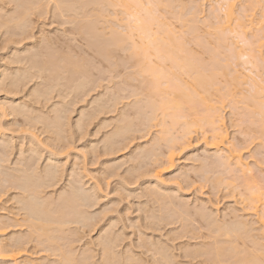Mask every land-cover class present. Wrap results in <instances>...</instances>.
I'll list each match as a JSON object with an SVG mask.
<instances>
[{"label":"rangeland","instance_id":"obj_1","mask_svg":"<svg viewBox=\"0 0 264 264\" xmlns=\"http://www.w3.org/2000/svg\"><path fill=\"white\" fill-rule=\"evenodd\" d=\"M117 1L120 2L0 0V195L9 185L6 181L11 175L22 176L26 172L33 178L37 174L42 177L45 169L52 167L57 176L52 175L58 182L54 180L55 186H49L46 179L45 188L38 190L41 201L51 198L52 202L54 198L51 203L54 208L50 207V211L58 212L61 207L67 214L68 203L64 207L60 198L72 191L71 187L86 197L83 196L85 203L78 200L80 203L76 201V206L72 205L74 202L69 204V212L77 205L78 211L69 213L71 216L67 214L66 218L81 219L88 227L81 226L82 223L67 224L55 234L59 239L51 245V251H41L43 247L40 246L39 254H27V259L34 260L32 264H54L60 258L52 254H60L59 246L67 256L72 254L76 259L83 254L88 256L90 264H240L242 261L250 264V259L255 257L263 260L264 235L260 232V224L254 215L243 211L245 186L240 189V181L231 182V186L228 184L233 180V172L218 163L217 151L210 149L200 132L194 134L191 149L177 151L174 168L165 166L169 150L165 137L179 138L184 127L180 124L171 127L170 119H162L161 111H157L154 119L156 113L152 105L161 102L163 96L153 89L149 72L139 73V58L132 54V44L138 41L137 36L131 39L133 41L126 38L124 26L129 23L123 22L128 20ZM173 1L168 9L171 12L159 9L164 16L169 13L165 16L167 20L163 15L160 17V13L157 16L166 21L165 25L170 21L173 26L170 24L169 27L174 29H169L175 30L177 36L182 30L186 31V35L183 33L187 37L184 45L188 44V52L181 53V57L192 52V57L198 59L196 62L202 68L207 62L212 66L214 60L210 57L216 55L217 62L213 66L218 68V75L214 80L223 97L220 110L225 117L228 140L233 149L243 148L242 157L255 167L254 174L258 175L255 177L261 181L255 185L263 186L264 130L260 120L263 122L264 116L253 113L254 106L248 102L255 95V89L250 92L253 88L248 82L251 81L244 78L246 81L238 83L234 77L243 74L247 78L254 75L256 78L261 72L264 74V47L259 53L263 54V58L260 57L263 71L259 65L252 74L251 67L242 62L239 64L238 60L235 64L236 59L227 48L233 44L236 48L242 47L239 40L229 35V41H221L230 51L228 58V51L217 39L216 34H221V30L211 28L219 22L213 11L218 4L215 0ZM249 1L234 0L233 4L236 14L243 13L252 18L248 29L250 36L247 35L252 39L259 28L264 31V0ZM245 7L248 14L243 12ZM189 10L197 13L196 19L191 17ZM114 16L125 25L117 24L118 19L112 18ZM183 16L189 20L187 24L182 20ZM186 26L187 30L180 29ZM196 26L199 32L194 31ZM193 37L195 40H191ZM212 45L215 50L220 49L217 50L219 53L212 50ZM213 51L216 54H211ZM231 58L235 60L229 63L228 71ZM182 79L188 80L185 74ZM12 80L19 81L18 88L10 85ZM200 107L203 111V106ZM163 120H166L165 124ZM166 123L173 128L171 134L167 129L170 127H166V134L161 132ZM254 130L258 133L261 130V133ZM22 168L25 172H18ZM8 189L9 192L0 199V221L13 224L11 219L14 218L24 223L26 211L22 205L28 200L22 198V191ZM261 192H264V186ZM48 204L44 207L50 206ZM50 211L49 214L55 213ZM241 220L253 231L247 229L250 234H246L238 225L242 229L240 236L244 232L247 236L232 234L227 237L225 228L235 224L237 227L236 222ZM28 232L27 226H12L5 233L8 237H23L28 236ZM105 239L111 247L103 254ZM255 241H258L257 247ZM0 264L10 262L0 260Z\"/></svg>","mask_w":264,"mask_h":264},{"label":"bare ground","instance_id":"obj_2","mask_svg":"<svg viewBox=\"0 0 264 264\" xmlns=\"http://www.w3.org/2000/svg\"><path fill=\"white\" fill-rule=\"evenodd\" d=\"M172 1L173 0H120V2L119 1H117V2H119L118 3L119 8H121L124 11V12L122 11L121 13H124L123 14L124 17L126 16L125 17L126 20L129 21V22L128 21H123V22H125L126 24L129 23V24L125 25L124 23H122V25H121V22H120L121 19L119 20L115 16L112 17L114 19H118V21L116 20L117 24L120 22V25L122 27L124 25L127 26V27L124 26L125 30L123 29L124 31L127 30V35H126L127 39H129L130 41H133L131 39H133L134 37L137 36L136 38L138 41L133 42V44H132L133 49L132 48L131 49L133 51L132 54L135 57L137 56L139 58V60H138L139 73L142 72V74L143 73L145 74V72L146 73L149 72L150 74L148 73V75L153 78V80L151 78L152 84H153V89L155 90L156 93L162 94V96H163L161 102H159L158 104L152 105L154 108L153 112L155 111V113H156V115L154 114V116H155L154 119H156V117H157V111L158 112L161 111L160 114H162V119H164V118H166L168 120L170 119L169 122L171 124V127L172 126L175 127L176 124L178 126H179V124L183 125L182 128L184 127V130H182L183 133L181 132L182 135L179 138H175V137H172L170 135L167 136L170 138L165 137V140L167 139V141H168V142L166 141V143L169 144L168 145L169 150H168V153L166 155L165 166H167L168 169L174 168L177 151H179V150L185 151V150L191 149L194 145V134L196 135L197 132H198V134L200 132L202 138L205 139V141H206L207 145L210 147V149L217 151V153H218L217 156H219L217 159L218 163L222 167H224L225 170L227 169L230 173L231 172L234 173V174L231 173L233 175L232 176L233 180L230 181L228 184L230 185L231 182L240 181V183L242 182L241 183L242 186L240 185L241 186L240 189L243 188V186H245V189L244 188L243 189L245 192L246 191L247 192L245 194V198L243 199V202L245 203V206H244L245 208L243 211L247 212L250 215H254L257 218V220L260 224V228H261V229L259 228L260 232H262V234L264 235V192H261L263 190L264 185L262 186L260 184L261 187H259L260 185H258V184L255 185V183H257V181L259 180L256 178L258 175L256 176L254 174L255 169H253V168H255V167H252L250 165V163L247 162V160H245L242 157L241 151L243 150V148H242V150L241 149L238 150L235 148L233 149L231 147L232 145L230 144V142L228 140L227 130L225 129V117L222 115V112L220 110V108L222 106L221 104H222L223 97L220 95L221 90L217 87L218 83L216 84L215 80H214V77L216 75H218L217 74L218 68L215 65L213 66V64L215 62H217V61H215V60H217V58L215 59L216 55H215V57L213 55H211V57L209 56L211 58V60L212 59L214 60V63H213L209 59L211 61V63H213V64H211L212 66H210V65L208 66V62H207L206 63L207 65L204 63L202 64V65H204V67H202V68H201V65L199 66L198 63L196 62V61H198V59L196 58V60H195L192 57L193 56V55H191L192 52L190 54L188 53L190 56L187 55L186 57H181V55H182L181 53H183V52L185 53L188 50V44H187L188 41L186 42L187 46L184 45V41H185L184 39L186 37L185 36L186 34L184 32H186V31L182 32L183 31L182 30L181 31L182 34L180 33L181 34L180 36L179 35L177 36V34H174L175 30H173V32H172V30H170V29H174V28L169 27V25L171 24L170 21L169 22L167 21V23H169L168 25L164 24V22H166V21L163 19V17L166 19L167 17H165V16H167L169 13L164 16L163 12L161 13L159 11V9L160 10L162 9V11L164 10L165 12H167V10L170 7V3H172ZM196 1H204L205 2V0H196ZM252 1H255V0H252ZM215 2L218 3L216 5H218L219 7H220V4H223V5L220 8L218 6L215 8L216 5L214 6L213 11L216 14V17H215V14H214V17L217 20L219 19V22L216 21L217 24L213 23V25L215 24V26H212L211 28L215 27L213 29V31L217 30V29L221 30L222 35L219 32H216L219 34L215 33L216 35H218L217 39L220 43H222L223 41H224L223 43L229 41V39H227V38H229V35L230 36L232 35L235 39L239 40V44L242 45V47L236 48V47H234V44H233V46H231V47L227 46V48H228V50H231L232 57H235V59H236L235 64H237L239 61H240L239 64L242 62L244 66L247 65V66L251 67L250 71H252L251 73L253 74V71L255 69L257 70V67L259 65L261 66V64L263 63L262 59H261V58H263L262 57L263 54L262 55L259 54V53H262L261 48L264 47V31H263V29L259 28V32L255 31L258 34L254 33L255 34L254 36L252 34V36H253V37L251 36L252 39H249L247 35H249L248 34L249 26L252 25L251 24L252 18H250L249 15H245L243 13H239L242 15L236 14V12L234 11V4H233L234 0H215ZM220 2H222V3H220ZM255 2H257V0ZM120 5H121V7H120ZM181 5L183 6V4H181ZM173 8H175V7H173ZM246 8L247 7L244 8V11H243L244 13L247 10ZM183 9L185 11L184 7H183ZM193 9H194V7H193ZM169 11L171 12V9L168 10V12ZM191 11H192V9H191ZM247 11H249V10H247ZM194 12H196V10H194ZM159 13L161 14L160 17L163 15L162 20H164V22L161 21L160 18L157 16V14H159ZM195 14L197 15V13H192L191 17L195 18V16H196ZM249 14H251V11ZM198 15H199V12H198ZM172 16L173 15L171 13V17ZM179 17L180 16L178 15V17H177L178 20H180ZM184 18H185V16H183L182 20L186 21L185 24H187L188 23L187 21H189V20H187L186 18H185L186 19L185 20ZM194 18H190V19L193 20ZM123 20H125V19H123ZM182 20L180 22H183ZM193 21L195 22L196 20H193ZM207 23L209 24V22H207ZM247 23H249V25ZM183 24H181V25H183ZM194 24L196 25L197 23H194ZM155 25L157 27L156 29L154 27ZM188 25H190V23ZM195 25H193V26H195ZM216 25H219V26H216ZM190 26L192 27V25H190ZM117 27H119V26H117ZM122 27L120 28L121 30H122ZM120 29H118V30H120ZM180 29H184V30L186 29L187 30V26L185 28H180ZM197 29H199V28L196 26L194 31L199 32V30H197ZM110 30H111V28H110ZM111 31H115V30H111ZM124 31H123V33H125ZM134 31L136 32L137 35H135ZM189 31H191V30H189ZM213 31L211 33H213ZM118 33H120V32H118ZM192 33H194L193 29H192ZM182 35H184V36H182ZM192 36H190V38ZM196 37H198V36H196ZM194 38L195 37H193L191 40H193ZM215 38H216V36H215ZM217 39H215V40H217ZM191 40L189 39L190 43L192 42ZM196 41H197V39H196ZM205 41H207V40H205ZM202 42L203 41H201V43ZM211 43H212V41H211ZM223 43L220 45H223ZM236 44H238V43L236 42ZM236 44H235V46H236ZM196 45H197V43H196ZM204 45H202V46H204ZM207 45L209 46L210 44H207ZM207 45H206V47H207ZM184 46H186L187 49H185ZM212 47H213L212 50H214V51H217L219 49V48H217V50H215L216 48L213 45H212ZM225 47L226 46H224L223 48L225 49ZM232 47H233V49H232ZM210 48L211 47H209L208 49H210ZM184 49H185V51H184ZM225 50H227V49H225ZM209 52H211V51H208V54H210ZM213 52L211 54H216L215 52L214 53ZM217 52L219 53V51H217ZM206 53H207V51H206ZM229 53H230V51H228V53H226V55ZM222 54H219L218 56L225 55V54H223V55ZM258 54L260 56H258ZM229 57H231L230 54L228 55V58ZM28 59H29V57H28ZM153 60H155V61L157 60V62H154ZM231 60H232V58L229 60V62L225 61V62H228V67H227L228 71H229V69H228L229 63H231ZM234 60H232V61L234 62ZM237 60H238V62H237ZM263 60H264V58H263ZM257 61H259V62L261 61V63L258 64L259 62H257ZM167 62L170 63V65ZM201 63L202 62H200V64ZM242 63H241V65H242ZM244 66H243V68H244ZM260 66L258 68H260ZM263 67L261 66V68H262L261 71H263ZM171 69L172 70L174 69L177 72L172 73L174 71H171ZM224 69H226L225 65H224ZM224 69H221V70H223L222 71L223 74H224ZM240 69H241V67H240ZM227 70H225V71H227ZM261 73L259 76L256 75L257 79L255 78V75L253 76L254 78L252 76L247 78L246 76L244 77L243 74L238 75V73H236V75H238L239 77L241 76L240 79H236V78H238V76H235V73H233L235 76V77L234 76L233 77L235 78V81L237 80L238 83L244 82V80H245L244 78L248 79L247 81H251V83L248 82L250 84L251 89L253 88L250 92H253V90L255 89L254 90L255 95L253 96V99L248 101V102H250L251 105L254 106V108L252 107L253 109H255V110H253V113L254 112H255V114L259 113V115L262 116V118H263V116H264V76L263 75L264 74H261ZM180 74H183V75L185 74L187 76L188 80L185 82V80L182 79L183 75L180 76ZM225 77H226V75H225ZM13 80H15V79H13ZM13 80L11 81V84H10L12 87L13 86L17 87L20 85L18 80H16V81H13ZM239 80H241V81L239 82ZM228 95L231 96V93H229ZM39 97H41V96H39ZM246 102H247V100H246ZM194 103H196L197 105ZM189 104H190V106H188ZM198 104H200V106L201 105L203 106V111L199 110L198 107H200V106ZM248 106H250V104ZM64 112H66V111H64ZM258 119H260V117H258ZM164 121H166V120H163V123L165 124ZM260 123H262L264 125V119H263V122H262V120H260ZM166 124H167V126L165 125V127L163 125L164 130L162 128L161 132L163 133V131H164V134H166L165 132H167V129H168V132L171 134L170 131H172L173 128H171L169 126L170 124L169 125H168V123H166ZM263 125L261 126L262 127L261 129L264 130ZM166 127H170V129L169 128L166 129ZM254 131L258 133V131H256V130H254ZM259 133H261V130L259 131ZM263 133H264V131H262V134ZM176 137H178V136H176ZM0 153H1V151H0ZM34 154H35V152H34ZM256 165L258 166L257 163H256ZM260 165L261 164H259V166ZM51 168H50V170H49V168H47L48 169L47 171L44 168L45 169V173H44L45 175L42 176L45 178V179L43 178L44 180L42 179L41 176H39V174H37L38 176H36V177H38V178L41 177L40 179L43 180V182L39 181L40 179H37L36 177L33 178L32 175H31L32 177L28 176L30 174H28V173L26 174V172L23 170L24 168H22L20 171L18 170V172H25L24 173L25 175L22 173L24 175V176L22 175L23 177L21 176V174L20 175H11L10 179L6 181L9 185L6 188L3 186L5 189L2 190V193L0 195V199H1L2 195L4 196V194L9 192L8 188H12V189L15 188V190L17 189V190L22 191L20 193L25 194V196H23V194H22V198H24L25 201H26V199L28 201H27V203H24V205H22V208H25L24 210L26 211L25 212L26 214L24 215V218L22 219V222H24V223L20 222L21 219H14V218L11 219L13 221V224H7L6 222L0 221V260L5 261V262H10V264H32L34 262V260H31L30 258L27 259L26 255L30 254V256H31L34 254H39L38 248L40 246L43 247V249L41 251H46V252L51 251V245L54 244V242L59 239L57 236H55V234L57 232H60L62 229H64L67 224H70V223L71 224L72 223L73 224L74 223L75 224H79V223L81 224L82 223L81 226L88 227V225H86L87 223H85L81 219L80 220H72L71 219L72 220L71 221L70 218H69V220L66 218L67 214L69 216H71L69 213H71V212L75 213V211H78V209H77L78 205H77L76 209L74 207V206H76V205H74V204H76V201L80 200V202L81 201L83 202V200H84V203H85V198H86L85 195L79 194L78 192L73 190V187H71L72 191H70L63 198L62 197L60 198V199H62L61 203H64L65 206L61 203L60 204L63 205L64 207H66V204L68 203L67 207H66L68 209L67 214H65L66 211L63 212L64 208L61 210V207L59 209L60 212L59 211L55 212V210H51V211H54L55 213H58V214L52 213L50 211V207L52 209L54 208V207H52L53 204H51V203H53L54 198L52 199V202L50 201L51 198L49 199V201L47 198V201H48V202L46 201L47 203L45 201H41L42 200L41 198H40L41 200L38 198L39 188L42 187V189H43V187L45 188V185H47L45 183L46 179L49 181L48 182L49 186H55L54 180H57V179H55L57 177L54 178V176H57V175H55L54 172H52L54 168L53 169H51ZM258 178H260V177H258ZM6 182L4 184H6ZM57 182H58V180H57ZM234 183L232 185H234ZM236 185H235V187H236ZM237 189H238V187H237ZM43 193H44V191H43ZM154 193H156V192L154 191ZM157 194H159V193H157ZM41 195H42V193H41ZM83 196L85 198H83ZM22 201H24V200H22ZM57 201H58V199H57ZM41 202L42 203L44 202V204H48V203L50 204V206L46 205L45 207L49 208L51 215L49 214V211H47L48 209L46 210V208L44 207V204H42ZM72 202H74V203H72ZM80 202L78 201V203H80ZM71 203H72V205H74L73 207L71 206L74 209L71 208L73 211L71 210V212H69L70 211L69 210L70 209L69 204L71 205ZM54 204L56 205V203H54ZM58 204H59V202H58ZM79 206H80V204H79ZM55 207L57 208L58 206H55ZM22 208H21V210H22ZM57 210L58 209H56V211ZM53 214H55V215H53ZM77 215H79V214H77ZM79 216H81V214ZM15 217H16V215H15ZM12 221H11V223H12ZM84 223H85V225H84ZM236 223H237V227H236V224L233 222V224H235V225L230 226V227H232L231 229H230V227L225 228L227 237L232 235V234L236 235V236L237 235L240 236V233L243 231H245L247 234V232L249 233V231H247V229H249L250 231L252 229V228L250 229V227H248L247 222H245L244 220L237 221ZM238 225H239V228H240V226H242L243 227L242 229H244V230L239 229ZM12 226H14L16 228H17V226L22 227V228L27 226V228L29 229L28 236L20 237V235H19L18 237H14V236L8 237L9 234L5 233V232L7 229L11 228ZM249 226H250V224H249ZM258 227H259V225H258ZM235 229H236V231H235ZM245 232H244V234H245ZM242 236H240V237H242ZM255 243H256L255 247H257L258 241L257 242L255 241ZM102 245H103V254H104V252L107 251L111 247V244L109 243L108 240L105 239V242L102 243ZM57 250L60 252V254H52V255H54L57 258L59 257L60 259L59 260L55 259L56 261L54 262V264H90L88 262L89 257L85 256L84 254L81 258L79 257L78 259H76V256L74 257L72 254L67 256L66 254L61 252V249L59 246L57 247ZM262 254L264 256V253H262ZM92 258H94V256ZM243 262L244 261H242L241 263L244 264ZM250 264H264V258H263V260H259L256 257L252 258V259H250Z\"/></svg>","mask_w":264,"mask_h":264}]
</instances>
